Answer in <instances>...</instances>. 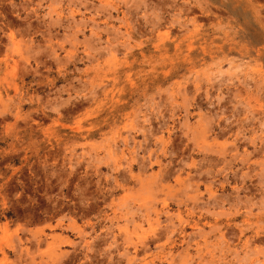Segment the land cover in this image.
Here are the masks:
<instances>
[{
  "label": "rangeland",
  "instance_id": "1",
  "mask_svg": "<svg viewBox=\"0 0 264 264\" xmlns=\"http://www.w3.org/2000/svg\"><path fill=\"white\" fill-rule=\"evenodd\" d=\"M0 264H264V0H0Z\"/></svg>",
  "mask_w": 264,
  "mask_h": 264
}]
</instances>
